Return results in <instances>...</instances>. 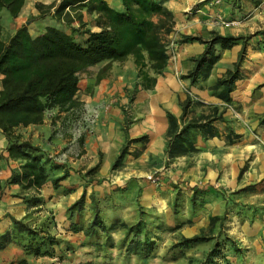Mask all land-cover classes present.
<instances>
[{"label": "crops", "instance_id": "1", "mask_svg": "<svg viewBox=\"0 0 264 264\" xmlns=\"http://www.w3.org/2000/svg\"><path fill=\"white\" fill-rule=\"evenodd\" d=\"M105 1L110 6H117L115 0ZM158 1L172 15L167 38L173 44L185 36L207 39L211 33L252 37L244 45L240 78L229 94L230 101L227 103L219 98L220 90L214 86L237 61L242 44L229 50H219V60L208 78L195 85L180 79L191 69L190 59L203 52L204 46L199 43L174 44L173 61L168 62L165 71L156 76L152 87L136 88V80H130L123 74L98 76L95 73L80 77L74 98L79 103L77 108L69 112L46 111L41 125L17 131L23 134L19 142L28 141L39 146L46 156L58 155V169L50 176H65L56 188L50 183L43 186L37 195L41 200L39 206H28L20 198V187L6 184L12 174L19 171L20 161L9 157L7 140L0 131V233L11 230V219L30 226L38 220L37 226L43 224V228L51 232L44 223L51 211L55 222L49 228L59 238L56 254L65 257V264H102L94 260L93 249L88 246L84 233L70 229L71 225L81 227L90 216L91 195L98 202L102 196L112 195L111 201L100 205L101 210L104 205L109 215L104 220L106 226L112 225L116 219L132 225L138 222V206L168 218L173 217L171 209L177 193L183 194L184 208L189 209L195 187L215 192L237 189L240 186L239 173L246 162L248 168L243 173L242 182L264 179V122L260 123L264 119V0ZM58 2L24 0L16 18L2 19L4 31L9 29L10 36L26 26L32 38L38 37L46 27L58 26V23L52 17L54 9L51 14L41 16L35 4L48 6ZM30 17L36 18L28 22ZM107 62L95 67L103 68ZM1 80L0 76V92ZM187 100L190 104L183 117L181 105ZM194 100L201 104L193 103ZM214 112L223 117L221 123H227L228 131L235 138L226 139L225 125L211 122L208 128L185 135L180 146L171 149L174 142L171 131L174 128L180 130L189 122L214 117ZM169 117L174 119V123ZM81 118L84 122H80ZM121 153L120 164L113 168ZM95 167L94 177L83 174L79 182L71 181L74 176ZM153 173L160 174L157 186L146 180ZM83 193L84 206L74 210L69 218V207ZM221 207L219 200L211 202L208 208L205 207L208 209L205 216H193L190 227L181 226L175 231L177 238L174 242L198 235L201 226L208 225L209 218L219 215L217 209ZM181 217L190 220L189 215ZM114 251L111 256L118 254L123 258L127 254L126 247L119 252ZM56 257L52 255L30 261L59 264L54 263ZM19 258L24 257L18 246L11 244L0 250V264H9Z\"/></svg>", "mask_w": 264, "mask_h": 264}, {"label": "trees", "instance_id": "2", "mask_svg": "<svg viewBox=\"0 0 264 264\" xmlns=\"http://www.w3.org/2000/svg\"><path fill=\"white\" fill-rule=\"evenodd\" d=\"M119 1L121 9L113 8L105 0H59L57 5L53 3L48 6L35 4L41 16L51 14L54 9L52 17L58 25H70L72 22L70 12L75 8L85 9L92 15V25L98 30L83 32L82 35L85 37L80 42L59 26L46 27L45 31L36 38H32L26 26H22L13 35L4 38L2 12H6L11 19L16 18L24 5V0H0V76L2 77L0 131L7 140L9 157L20 161L19 171L13 173L6 184L18 185L23 192H32L31 196L24 192L25 195L23 193L20 197L28 206H39L41 200L37 195L40 194L43 186L50 183L56 188L65 176L51 177V173L58 169V165L50 166L46 154L36 155L40 152L38 146L28 141L19 142L20 138H14L15 130L41 125L46 111L56 109L58 112H69L77 108L79 103L74 98L78 91L81 73L102 62L132 57L141 72L144 68H148L155 75H159L166 68L167 52L162 35L171 31V13L158 0ZM35 18L30 17L28 22ZM72 32L77 30L73 29ZM248 39L249 37L221 36L218 33H211L207 39L185 36L177 40L175 45L199 43L204 46L199 56L190 59L192 67L182 79L188 81L190 85L207 79L212 67L219 60V50H229L235 45L242 44L237 61L214 86L215 89L220 90L218 97L228 103L233 85L240 78L244 45ZM152 82L154 84L155 81ZM189 104L187 100L181 105L183 117ZM169 120L174 123L172 117H169ZM262 122L264 120L260 123ZM209 124L207 118H202L185 124L180 130L174 128L171 131L174 141L171 149L180 146L190 129L204 130ZM113 167L116 168L117 165ZM243 172L244 168L240 170L239 178ZM1 189L0 183V191ZM197 193L196 190L192 193L191 208L196 207ZM84 197L83 193L69 207V218L74 210L80 209L84 204ZM90 200L93 204L92 218L83 232L85 236L96 234L98 229L101 231L107 229L100 214L98 201L92 195ZM216 221H219L218 217H211L210 225ZM11 222V230L0 233V250L14 240L19 242L26 240L30 247L25 249L27 253L35 258L51 257L53 253L49 249L60 244L51 234H43L23 221L11 219ZM119 226L134 235L128 247L136 248L138 255L140 249L142 259H148L154 242L147 239L139 243V237L135 236L137 232L139 233V221L132 225L119 222ZM70 229L72 232L83 231L81 227L75 225H71ZM209 240L204 235H196L182 238L171 248H188Z\"/></svg>", "mask_w": 264, "mask_h": 264}, {"label": "rangeland", "instance_id": "3", "mask_svg": "<svg viewBox=\"0 0 264 264\" xmlns=\"http://www.w3.org/2000/svg\"><path fill=\"white\" fill-rule=\"evenodd\" d=\"M115 1L117 6L112 7L115 9H121L120 1ZM5 17L8 18L9 16L6 12H2V19ZM70 17L72 19L70 25L63 24L58 26L61 27L66 33L72 34L73 37L77 38V40L80 42H82L85 37V35H82L83 32H86L87 30L95 32L98 30L92 25V15L88 14L83 8H75L70 12ZM153 20L155 21L156 19ZM3 23L5 24V22ZM73 29L77 30V32H72ZM3 33V37L7 38L9 36V29H6ZM169 33L162 35V40L165 44L167 52V63L173 61L172 56L175 48L173 42L169 41L167 38ZM245 37H249L246 43L252 38L251 36ZM95 73H97L98 76H106L108 74H123L130 80H136V88L151 87L153 85L152 80L155 81L156 76H158L148 68H144L141 72L139 67L135 65L132 57H127L122 60H110L103 68L99 69L93 66L81 73L80 77H87ZM182 77L180 79L181 81L184 80ZM193 103L201 104L197 100H194ZM213 116L214 117L209 116L210 118L207 117V120L210 123L216 122L224 124L221 123L223 121V117L221 115L217 116L214 112ZM80 122H84L82 118L80 119ZM224 125V133H226V136L223 134L224 137L229 140L231 138H235V135L228 131L229 126L227 123ZM19 129L21 128L15 130L13 135L14 138H22L23 134H21V132H17ZM190 130L185 134L186 136H190L192 132L195 131V129L191 131ZM41 154L44 155L46 153L40 148V152L36 155ZM57 156L58 155L56 154L47 156V162L50 166L57 165ZM122 157L123 155L120 154V156L113 163V166L115 164L118 166L122 160ZM243 168L245 172L248 168V162L245 163ZM96 170L97 167L89 171L86 170L84 173L74 176L75 178L71 179V181L79 182L82 180L83 174L89 177H94L96 175ZM242 176L240 177V186L232 191L230 189L221 190V192H215L211 189L204 191L195 187L193 191H198L195 208L189 207V209H185L183 202L184 196L181 193H177L171 209L173 217L166 218L163 214H161V216L155 215L151 212L144 211L143 208L138 206L139 212L137 214V221H139V233L137 232L135 236L139 237V243L146 241L147 239H150L154 242L152 252L148 259H142L140 249L138 255L137 250H135L136 248L128 247V243L130 239H133L134 235L132 232L127 233L125 228L119 226L120 221L116 219L112 225L107 226L105 231L98 229L96 234L85 236L87 237L86 241L88 246L93 249L94 260L101 262L102 264H264V179L253 178L249 179L248 182L247 180L242 182ZM68 181L70 182V180ZM211 188L214 187L211 186ZM24 192H26L29 196L32 195V192ZM24 192L21 191V194ZM111 198L112 195L106 194L100 198V202H96L100 206L104 202L108 203L111 201ZM94 199L97 200L95 196ZM216 200H219L223 206V208L221 207L222 209L220 208L221 210L217 209L219 215L215 216L218 217L219 221H216L214 224L210 225L209 218L208 225L206 227L201 226V231L198 234L204 235L210 240L200 244L192 245L188 248H171L175 243H178L174 242V240L177 238V236L174 234L175 231L179 230L181 226L190 227L191 225L189 224L191 223V218L193 216H198L201 214L202 216H205V213L208 211L207 208L209 207V204ZM83 206L84 204H82L81 208ZM92 206L93 204L90 202V216L86 218V220H84L83 224L81 225V228L83 229L82 232H84V230L90 224L92 218ZM100 214H102L103 220H106V218L109 217L107 211L105 212L104 205L102 206V210H100ZM181 215H189L190 220H187L185 217H181ZM46 216L47 220L44 223L48 225L46 228L51 232H48L45 228H43V224L40 225L41 227L37 226L39 224L38 220L35 221V225L32 227L37 231L40 230L43 234L49 233L56 238L55 232H52V230L49 228L50 225L55 222L53 212L49 211ZM31 217L33 218L34 215H31ZM53 229L55 231V225ZM117 233H122V236L117 235V237L114 238V234ZM56 240L59 241V238H56ZM178 241H181V239ZM11 244L18 246V248L23 251L24 258H19L9 264H35L31 263L30 261L35 257H33L30 253H27L25 250L26 248H30L28 247L29 243L26 242V240L23 242L14 240L7 246ZM56 247L58 246L55 245L49 249L53 255L57 256V260L54 263L65 264V262H67L65 261V257L56 254ZM125 247L127 248V256L125 255L123 258L118 254H116V256H111V252H115L114 250L119 252L120 250H124Z\"/></svg>", "mask_w": 264, "mask_h": 264}, {"label": "built area", "instance_id": "4", "mask_svg": "<svg viewBox=\"0 0 264 264\" xmlns=\"http://www.w3.org/2000/svg\"><path fill=\"white\" fill-rule=\"evenodd\" d=\"M172 58H173V56H172ZM146 180H147L148 182H150L151 184L157 186V185L160 183V180H161V178H160V174H158V173H153V174H151V175H148V176L146 177Z\"/></svg>", "mask_w": 264, "mask_h": 264}]
</instances>
